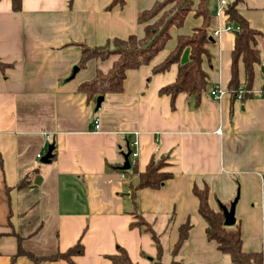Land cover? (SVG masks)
Here are the masks:
<instances>
[{"label":"crops","instance_id":"obj_1","mask_svg":"<svg viewBox=\"0 0 264 264\" xmlns=\"http://www.w3.org/2000/svg\"><path fill=\"white\" fill-rule=\"evenodd\" d=\"M156 1L160 0H126L122 6L109 7L112 0H22L20 11L14 12L11 0H0V264H34L25 257L12 259L16 239L10 234L18 222L16 185L28 163L42 176L58 249L64 252L78 241L83 246L74 264H111L107 256L117 247L134 264H151L154 242L148 233L129 226L133 213L159 236L164 264H232L206 238V223L192 193L194 185L204 184L215 211L219 204L228 207L238 194L235 225L242 249L264 251V97L252 93L242 100L218 102L209 95L230 78L235 26L223 13L209 29L212 41L206 49L211 58L202 62L208 87L197 107L183 94L173 104L169 96L159 94L175 81L178 67L189 61V47L178 64L151 73L179 35L201 25L202 19L193 13L181 29H172L164 49L148 65L126 71L123 91L104 95L97 110L95 100L79 91L83 82L97 70L107 72L115 60H90L73 72L79 44L96 47L142 36L138 18ZM220 1L208 0L214 15ZM240 14L261 34L256 43L260 62L253 68L255 91L264 87V0H245ZM228 24L232 31L212 36L214 29ZM238 72L242 84L241 62ZM133 140L138 142L137 156L129 155L130 170L123 172V154ZM45 143H53L54 158L42 174L33 159L40 163L42 155L36 154ZM159 157L166 158L164 171L170 179L157 189L135 190L138 172ZM187 221L191 224L187 239L172 256L178 228Z\"/></svg>","mask_w":264,"mask_h":264},{"label":"trees","instance_id":"obj_2","mask_svg":"<svg viewBox=\"0 0 264 264\" xmlns=\"http://www.w3.org/2000/svg\"><path fill=\"white\" fill-rule=\"evenodd\" d=\"M21 1L11 0L14 12L20 11ZM125 1L112 0L109 7L122 6ZM244 2L245 0H232L223 10L227 23L235 26L230 58V78L225 86L230 92L231 101L236 100L235 92L238 88L241 87L245 92L252 89L253 68L260 62V52L256 43L261 34L251 28L240 14V7ZM190 13L202 19L201 25L193 28L188 35H179L174 48L159 65L152 69L151 73L153 75L163 73L173 64H178L183 49L189 47V61L178 67L175 81L161 88L159 94L169 96L172 104L177 95L183 94L190 100L193 107H197L208 87V74L202 68V62L203 59L210 61L211 58L206 46L211 43L209 29L215 25L216 19L214 13L208 8V0L156 1L138 18V23L143 25L142 36L130 35L126 39H113L103 46L96 47L79 44L80 58L77 64L79 69L84 68L90 60L115 58L107 72L97 70L92 79L79 86V91L85 94L87 100H95L98 96L110 93H121L126 71L148 65L164 49L171 38L172 29H181ZM239 62L242 64L244 74L242 84L239 82ZM0 69H3L1 63ZM248 96L249 93H246L243 99ZM52 158H54L53 153ZM28 164L16 185L18 222L16 230L10 233L16 239V252L12 259L25 257L34 264L59 260L74 264L73 258L83 253V246L78 241L64 252L58 249L57 231L49 226L51 219L48 198L43 194L41 186L42 176L38 167L32 168V165ZM166 165L165 157L151 158L145 170L138 172L135 190L159 188L171 177L170 173L164 171ZM132 169L135 171L134 167H131ZM192 193L197 200V212L206 223V238L216 244L217 250L222 255L228 256L232 264H264V251H244L239 225L236 224L233 229H228L223 225L222 212L215 211L209 206V189L206 184L202 187L194 185ZM129 226L139 228L152 237L156 256L151 264H164L161 241L150 224L141 215L133 213ZM190 228L191 224L188 221L179 226L178 238L171 250L172 256L183 247ZM107 258L111 264H134L121 247H117L116 252Z\"/></svg>","mask_w":264,"mask_h":264},{"label":"built area","instance_id":"obj_3","mask_svg":"<svg viewBox=\"0 0 264 264\" xmlns=\"http://www.w3.org/2000/svg\"><path fill=\"white\" fill-rule=\"evenodd\" d=\"M226 4L227 3L224 0L219 2L220 6L218 7V9L215 12V17L216 18H220L221 17V15L223 13V10H224V7H225ZM232 30H233V27L231 25H229V24L225 25V26H221V27H218L217 29L213 30L212 36L213 37L214 36H218L223 31H232ZM246 93H249V95H251L252 93H255V94H258L261 97H264V87H261V88H259L258 90H255V91H252V89H251V90L246 91V92L240 87L235 92L236 100H242ZM209 95L214 101H218L219 102V101H222L224 99L229 98L230 92L225 87L216 86V87H213L209 91ZM94 124H95L94 125L95 129H97L98 128V121H95ZM217 133H220V130H218ZM45 138H46V140H48L50 138V136L48 134H45ZM48 145L49 144H46V143L42 145V147L40 148V152L36 154L37 158H40L41 155L43 156L45 154ZM137 146H138V142L136 140H133L132 142L129 143V152H130V156L132 158H135L137 156V151H136L137 150ZM120 178L122 179L123 175H121Z\"/></svg>","mask_w":264,"mask_h":264},{"label":"water","instance_id":"obj_4","mask_svg":"<svg viewBox=\"0 0 264 264\" xmlns=\"http://www.w3.org/2000/svg\"><path fill=\"white\" fill-rule=\"evenodd\" d=\"M209 40L212 41V38L209 37ZM76 70H77V67L73 69V72ZM102 101H103V96H98L95 99V110H97L100 107ZM53 150H54V145H53V143H51L48 145L45 154L40 159L41 164H48L50 162V159H52ZM129 155H130L129 150L123 154V165L120 167V169L122 171L130 170V165H129V160H128ZM237 200H238V194L233 199V201L229 204L228 207L219 204V210L222 212L223 225L225 227L229 228V227H233L235 225V222H236V220H235V205L237 203Z\"/></svg>","mask_w":264,"mask_h":264},{"label":"rangeland","instance_id":"obj_5","mask_svg":"<svg viewBox=\"0 0 264 264\" xmlns=\"http://www.w3.org/2000/svg\"><path fill=\"white\" fill-rule=\"evenodd\" d=\"M33 161H34V164H35L36 166H40V170H41V172H42V174H43L44 169H45L48 165L40 164V163H39V160H35V159H33ZM164 262L167 263V259H166V257H164Z\"/></svg>","mask_w":264,"mask_h":264}]
</instances>
